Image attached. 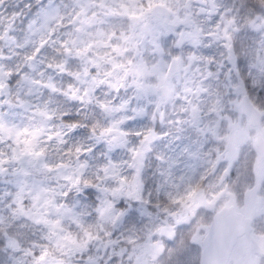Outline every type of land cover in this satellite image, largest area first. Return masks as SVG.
Wrapping results in <instances>:
<instances>
[{
	"label": "snow or ice",
	"instance_id": "obj_1",
	"mask_svg": "<svg viewBox=\"0 0 264 264\" xmlns=\"http://www.w3.org/2000/svg\"><path fill=\"white\" fill-rule=\"evenodd\" d=\"M0 264H264V0H0Z\"/></svg>",
	"mask_w": 264,
	"mask_h": 264
}]
</instances>
